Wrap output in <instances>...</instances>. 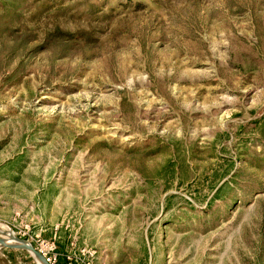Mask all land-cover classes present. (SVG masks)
Returning <instances> with one entry per match:
<instances>
[{"label":"rangeland","instance_id":"1","mask_svg":"<svg viewBox=\"0 0 264 264\" xmlns=\"http://www.w3.org/2000/svg\"><path fill=\"white\" fill-rule=\"evenodd\" d=\"M9 238L55 264H264V0H0Z\"/></svg>","mask_w":264,"mask_h":264},{"label":"water","instance_id":"2","mask_svg":"<svg viewBox=\"0 0 264 264\" xmlns=\"http://www.w3.org/2000/svg\"><path fill=\"white\" fill-rule=\"evenodd\" d=\"M12 242L14 244L7 243L4 239H0V246L7 249H15V250H25L33 255V257L38 260L41 264H49L44 257L34 249L29 243L26 241L13 238Z\"/></svg>","mask_w":264,"mask_h":264},{"label":"built area","instance_id":"3","mask_svg":"<svg viewBox=\"0 0 264 264\" xmlns=\"http://www.w3.org/2000/svg\"><path fill=\"white\" fill-rule=\"evenodd\" d=\"M52 247L46 248V249H41L38 250V252L44 257V259L49 263V264H55L56 261V255L52 254ZM83 256H86L88 258H92L94 256L93 252H83ZM89 264V263H86Z\"/></svg>","mask_w":264,"mask_h":264},{"label":"bare ground","instance_id":"4","mask_svg":"<svg viewBox=\"0 0 264 264\" xmlns=\"http://www.w3.org/2000/svg\"><path fill=\"white\" fill-rule=\"evenodd\" d=\"M7 243H10V242H12V240H13V238H9V239H4ZM31 254V253H30ZM31 256H33L32 254H31ZM36 260V259H35ZM36 263L37 264H41L38 260H36Z\"/></svg>","mask_w":264,"mask_h":264}]
</instances>
